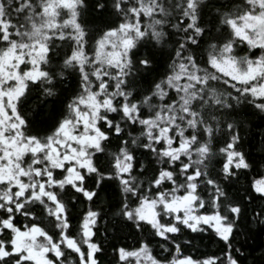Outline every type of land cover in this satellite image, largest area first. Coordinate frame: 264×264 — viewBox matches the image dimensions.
Returning a JSON list of instances; mask_svg holds the SVG:
<instances>
[{
  "label": "snow or ice",
  "instance_id": "1",
  "mask_svg": "<svg viewBox=\"0 0 264 264\" xmlns=\"http://www.w3.org/2000/svg\"><path fill=\"white\" fill-rule=\"evenodd\" d=\"M0 264H264V0H0Z\"/></svg>",
  "mask_w": 264,
  "mask_h": 264
}]
</instances>
